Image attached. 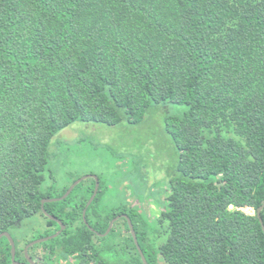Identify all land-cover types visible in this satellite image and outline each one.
<instances>
[{"label":"trees","instance_id":"trees-1","mask_svg":"<svg viewBox=\"0 0 264 264\" xmlns=\"http://www.w3.org/2000/svg\"><path fill=\"white\" fill-rule=\"evenodd\" d=\"M153 112L174 148L158 219L104 209L100 183L84 221L89 179L45 204L66 229L30 257L41 246L45 261L144 264L124 218L100 235L125 214L148 264H264V0H0V234L37 214L48 230L29 243L60 230L42 201L70 187L44 188L63 130ZM0 264H14L7 238Z\"/></svg>","mask_w":264,"mask_h":264},{"label":"rangeland","instance_id":"rangeland-1","mask_svg":"<svg viewBox=\"0 0 264 264\" xmlns=\"http://www.w3.org/2000/svg\"><path fill=\"white\" fill-rule=\"evenodd\" d=\"M56 138L59 144L49 166L53 176L44 184V188L55 182L61 186H71L75 178L86 176L89 178L82 182L89 186L92 183L89 179L97 176L107 189V197L102 205L104 209L127 205L150 221L158 219L162 212L157 204L159 198L156 197L161 188L158 181L168 176L174 161V148L164 135L156 112L149 113L143 122L132 125L123 123L107 126L77 122ZM81 199L79 195L76 200ZM230 210H240L251 217L256 214L250 207L231 206ZM116 227L119 232L129 236L123 222ZM47 230V220L37 214L19 223L12 238L16 240L26 236V240L19 245L20 249H25L29 241ZM150 238H154L157 244L162 241L158 234ZM94 240L98 244L99 240ZM48 253V250L38 246L32 250L31 257L37 264H76L72 257L66 260L60 258L58 252L53 255L52 261H45ZM160 264H164L163 261L160 260Z\"/></svg>","mask_w":264,"mask_h":264},{"label":"water","instance_id":"water-1","mask_svg":"<svg viewBox=\"0 0 264 264\" xmlns=\"http://www.w3.org/2000/svg\"><path fill=\"white\" fill-rule=\"evenodd\" d=\"M87 178H89V176H86V177H82V178L77 179V180H76V181H75V182L69 187V189L67 190V192L65 193V195H64L63 197H61V198H54V199H44V200L42 201V210H43V212L45 213V215H46L47 217H49V219H51V220L57 222L58 225H60L61 228H60V230H59L57 233H55V234H53V235H51V236H48V237H44V238H40V239L34 240V241H32L31 243H29V244L25 247V256H26V258H27V260H28V262H29L30 264H36V263L33 261V259L30 257V255H29V249H30V248H32V247H34V246H36V245H39V244H41V243H45V242H48V241H50V240H52V239L57 238V237L60 236L61 233L66 229V226L64 225V223H63L60 219H58L57 217L52 216V215H50V214H48V213L46 212L45 207H44L45 204H46V203H52V202H58V201H61V200H64V199L68 198V197L70 196V194L73 192V190L75 189V187H76L77 185H79L83 180H85V179H87ZM92 178L95 179V181H96V186H95V189H94L93 195H92L91 198L89 199V201H88V203H87V205H86V208L84 209V212H83V218H84V221H86V212H87V208L91 205V203L93 202V200H94L95 197L97 196V194H98V192H99V187H100L99 178H98L97 176H92ZM263 210H264V204H263L261 207H259V209L257 210V216H258V218H259V220H260V223H261L262 228H263V231H264V221H263V218H262V215H261ZM122 218H124L125 220H127L128 224H129V228H130L131 234H132L133 239H134V242H135V244H136V246H137V248H138V250H139V252H140V255H141V257H142L143 263H144V264H148V262H147V260H146V258H145V255H144V253H143V251H142V249H141V247H140V245H139L138 238H137V234H136V231H135V229H134V226H133L132 221L130 220V218L128 217V215H125V214L122 216ZM119 219H120V216L114 218V219L111 221V223H110V225H109V227H108V229H107V232H106L105 234H100V235H101V236H107V235L111 232V230H112L114 224H115ZM3 238H7V239L9 240V242H10V245H11V253H12V261H13V263H14V264H21V263H19V262L16 261L17 246H16V243H15L14 239L12 238L11 234H10L9 232H4V233L0 234V241H1Z\"/></svg>","mask_w":264,"mask_h":264},{"label":"flooded vegetation","instance_id":"flooded-vegetation-1","mask_svg":"<svg viewBox=\"0 0 264 264\" xmlns=\"http://www.w3.org/2000/svg\"><path fill=\"white\" fill-rule=\"evenodd\" d=\"M124 214H122V215H120V217H122ZM118 217V216H117ZM31 249V248H30ZM30 249H29V252H30ZM18 251H20V250H18ZM24 252H25V249H24ZM33 259V261L36 263V261H35V259L34 258H32ZM19 263H21V264H30L29 262H28V260H27V258L25 257V258H22V257H19ZM37 264V263H36Z\"/></svg>","mask_w":264,"mask_h":264}]
</instances>
